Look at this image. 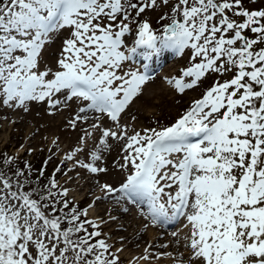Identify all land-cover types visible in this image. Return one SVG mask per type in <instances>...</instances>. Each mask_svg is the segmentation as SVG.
<instances>
[{"label": "snow or ice", "instance_id": "snow-or-ice-1", "mask_svg": "<svg viewBox=\"0 0 264 264\" xmlns=\"http://www.w3.org/2000/svg\"><path fill=\"white\" fill-rule=\"evenodd\" d=\"M157 4L0 0V106L28 111L29 102H46L59 111L76 102L72 128L91 114L119 127L126 108L152 80L143 71H121L138 49L144 60L161 49L176 56L190 50L181 77L167 81L178 93L199 86L209 74H231L217 79L170 126L131 135L127 129L102 130L91 163L77 165L90 174L106 172L96 162L110 149L108 139L122 142L123 162L115 166L127 175L118 188L100 185L102 192L137 206L154 227L185 219L189 264H264V9L249 11L242 0H178L170 16L161 17L170 22L157 33L136 19ZM132 24L138 27L129 46ZM65 30L70 38L63 41L58 70H41L42 50ZM11 163L4 158V165ZM4 165L0 264H118L106 241L96 239L101 232L86 227L99 225L81 219L87 210L70 207L68 189L56 179L60 166L41 185L44 168L33 182L27 163V172L6 171Z\"/></svg>", "mask_w": 264, "mask_h": 264}, {"label": "rangeland", "instance_id": "rangeland-1", "mask_svg": "<svg viewBox=\"0 0 264 264\" xmlns=\"http://www.w3.org/2000/svg\"><path fill=\"white\" fill-rule=\"evenodd\" d=\"M177 2L178 0H169V3L164 5L162 0H158L156 6L146 8V11L136 19L140 22H148L150 27L159 33L161 26L170 22L168 19L161 20V17L170 16L171 9ZM242 7L249 11L262 10L264 9V0H255V2L242 0ZM132 15L135 16L134 11ZM137 27V24H132L134 31L127 36L129 46L134 41ZM248 35L251 36L252 34L248 33ZM67 38H70V30L62 31L54 36L53 41L42 50L39 61L41 70L47 68L52 69L53 72L58 70L57 61L62 51L63 41ZM143 53L144 50L137 51V54L133 55L136 60L125 62L121 71H142V69L144 72L146 70L151 71L150 68L153 67L151 63L155 64L158 61L157 67L155 69L153 67V70L147 73L152 76V80L146 86H143V94L139 95L138 98H134V102L126 108L119 119V127L110 119L104 117L102 120L93 119L85 126L78 123L76 128H72L69 120L73 119V114L79 110L76 102L70 103L68 107L61 108L59 111L49 109L46 102H29L27 105L28 111H24L23 108L0 106V150L4 151L5 155L8 156L7 158H12L14 166L17 165L14 168L13 165L10 166L13 171L18 167L27 172L25 163L30 165L32 172L29 179L33 182L36 181L39 170L44 168V176L39 181L41 185L47 183L57 166H60L63 171L56 173V179L59 185L68 189L66 199L80 202L77 205L78 208L87 210V216H82L81 219H87L99 225L98 229H92L88 225L86 227L89 228V231L98 230L101 232V236L96 239L106 241L110 246V251L118 256V264H179V261H183V264H189L191 253L186 245L189 242L187 237L190 235V231L188 227L184 226L186 224L185 219L163 226L168 235L172 234L173 240L169 242V245L176 255L177 261L171 259L168 262L167 260L159 262L157 260L158 253L162 256L166 253L165 250L160 249L161 247L155 248L153 251L157 252L155 256L150 255L148 260H143L140 258L144 255L138 257L135 253L137 249L123 248L114 227L107 225L109 224L106 222L108 218L104 216V211L114 202L115 197L106 196L103 193V198L94 203L97 196L96 192L88 191L90 190V183L94 184V189L100 194L102 192L100 185L108 184L113 188H118L127 175L126 172L115 166L123 162L122 142L108 139V143L111 145L110 149L101 153L103 162H96L97 166L106 167V172L90 174L86 169L77 165V161L91 163V153L97 150L102 130L110 129L119 133L122 129H127L129 135H131L133 130L143 132L145 129H159L162 126H170L190 109L195 100L202 98L205 91L217 79L223 82L231 77V74L224 77L209 74L199 82V86L191 90H185L184 93H178L167 81L181 77L182 70L189 66L190 50H185L181 56H176L168 49H161L159 54L153 58V62L150 63L149 59L141 64L142 61L138 60V57H143ZM162 53L163 57H161ZM147 62L149 67L146 66ZM140 66H143L142 69ZM185 79L186 81L190 80V78ZM94 123L102 125V128H93ZM81 138H83V142ZM77 149H83V151H76ZM72 152H76L73 159L66 161L65 157ZM90 205L93 206L89 207ZM136 212H139L138 209H134V206L131 207V213ZM103 217L104 219H102ZM143 219V216L140 215L139 220ZM130 229L128 228V230ZM151 230L147 226L143 234H147ZM163 245L164 243L159 246ZM192 264H198V262L194 261Z\"/></svg>", "mask_w": 264, "mask_h": 264}, {"label": "bare ground", "instance_id": "bare-ground-1", "mask_svg": "<svg viewBox=\"0 0 264 264\" xmlns=\"http://www.w3.org/2000/svg\"><path fill=\"white\" fill-rule=\"evenodd\" d=\"M142 50L143 49H138L137 51L141 52ZM161 57H163V53H162ZM135 60L136 59L133 57L132 62H134ZM150 61H152V60H150ZM160 61H161V59L159 60V62ZM142 67H141V69H142ZM142 71H143V69H142ZM151 71H145V72L150 73ZM77 112H78V110L73 114L72 118H74V116ZM95 116H96L95 114H91L87 121H81L78 123L81 126H85V124L88 125L89 121H92L93 119H95ZM94 188H95L94 184L90 183V185H89L90 190H88V191L89 192H92V191L96 192L97 197L95 198L94 203H97L98 200L103 198L104 192H101L102 194L101 193L99 194V192H97ZM98 197L100 199H97ZM133 206H134V209H138L139 212L131 213V207H133ZM125 209H127V211H125ZM140 215H141L140 209L137 206L130 204V203H127L126 201H123V200H121L119 203H117L116 199L104 211V216L106 218H108V220L106 222H108L109 224H107V225L109 227H112V226L114 227V230L118 233V240L121 243L123 248L130 249V250L132 248L137 249V251L136 250H134V251H136L135 253L139 257V255H146V254H150V255L155 256L157 254V252H153V251L155 250V248L161 247L160 249L165 250L166 253L163 256L158 253V259L157 260L159 262L162 260H167V262H168V261H171V259L177 261V258H175L176 255L172 252L171 247L169 245V242H171L173 240L172 236H171L172 234L168 235L166 233L165 228L160 227V226L154 227L151 225V223L149 221H146L145 219L139 220ZM102 219H104V217ZM182 219L183 218H181L180 220H182ZM130 224H132V226H130ZM146 225L148 227H150L152 230L150 232H147V234H143ZM131 227H132V229H130ZM128 228L130 230H128ZM163 243H164L163 246H159L160 244H163ZM149 246H151V247H149ZM146 249H148L147 253H146Z\"/></svg>", "mask_w": 264, "mask_h": 264}, {"label": "trees", "instance_id": "trees-1", "mask_svg": "<svg viewBox=\"0 0 264 264\" xmlns=\"http://www.w3.org/2000/svg\"><path fill=\"white\" fill-rule=\"evenodd\" d=\"M135 12V11H134ZM133 14V13H132ZM8 156L5 155L4 151L0 150V165H4V158H7ZM11 165H13V163H11ZM11 165H4V169L7 171ZM20 165V164H19ZM17 166V165H16ZM13 165V168L16 167ZM20 167V166H19ZM70 201V200H69ZM70 207L71 205H75L77 206L80 202H73V201H70Z\"/></svg>", "mask_w": 264, "mask_h": 264}]
</instances>
